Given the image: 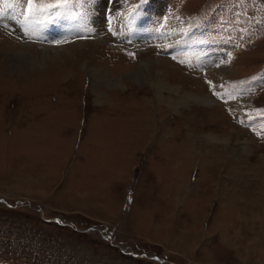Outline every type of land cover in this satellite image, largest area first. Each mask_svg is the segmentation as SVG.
Masks as SVG:
<instances>
[{"label": "rangeland", "instance_id": "1", "mask_svg": "<svg viewBox=\"0 0 264 264\" xmlns=\"http://www.w3.org/2000/svg\"><path fill=\"white\" fill-rule=\"evenodd\" d=\"M28 2L0 0V264H264V0Z\"/></svg>", "mask_w": 264, "mask_h": 264}, {"label": "snow or ice", "instance_id": "2", "mask_svg": "<svg viewBox=\"0 0 264 264\" xmlns=\"http://www.w3.org/2000/svg\"><path fill=\"white\" fill-rule=\"evenodd\" d=\"M68 2H69V0H64V4L63 5H55V6L49 5L48 8L55 7L57 10H59V8L61 6L66 7ZM27 8H28L27 18H31L34 15V13L38 10L37 6L32 3V0H29ZM40 8H44V6L41 5Z\"/></svg>", "mask_w": 264, "mask_h": 264}, {"label": "bare ground", "instance_id": "3", "mask_svg": "<svg viewBox=\"0 0 264 264\" xmlns=\"http://www.w3.org/2000/svg\"><path fill=\"white\" fill-rule=\"evenodd\" d=\"M161 80V79H160ZM190 97V96H189Z\"/></svg>", "mask_w": 264, "mask_h": 264}]
</instances>
